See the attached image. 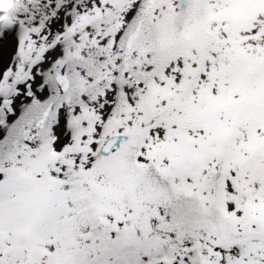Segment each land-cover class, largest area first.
Listing matches in <instances>:
<instances>
[{
    "label": "snow or ice",
    "instance_id": "obj_1",
    "mask_svg": "<svg viewBox=\"0 0 264 264\" xmlns=\"http://www.w3.org/2000/svg\"><path fill=\"white\" fill-rule=\"evenodd\" d=\"M0 264H264V0H0Z\"/></svg>",
    "mask_w": 264,
    "mask_h": 264
}]
</instances>
